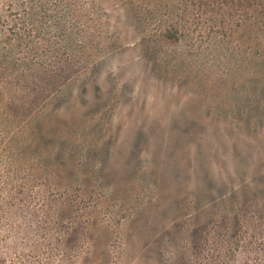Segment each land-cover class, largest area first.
<instances>
[{
  "label": "rangeland",
  "instance_id": "obj_1",
  "mask_svg": "<svg viewBox=\"0 0 264 264\" xmlns=\"http://www.w3.org/2000/svg\"><path fill=\"white\" fill-rule=\"evenodd\" d=\"M0 252L264 264V0H0Z\"/></svg>",
  "mask_w": 264,
  "mask_h": 264
},
{
  "label": "trees",
  "instance_id": "obj_2",
  "mask_svg": "<svg viewBox=\"0 0 264 264\" xmlns=\"http://www.w3.org/2000/svg\"><path fill=\"white\" fill-rule=\"evenodd\" d=\"M0 264H20V263H15L14 261L9 260L3 253L0 252Z\"/></svg>",
  "mask_w": 264,
  "mask_h": 264
}]
</instances>
